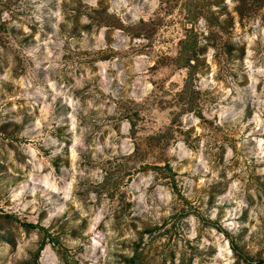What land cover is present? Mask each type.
<instances>
[{"label":"rangeland","instance_id":"1","mask_svg":"<svg viewBox=\"0 0 264 264\" xmlns=\"http://www.w3.org/2000/svg\"><path fill=\"white\" fill-rule=\"evenodd\" d=\"M0 264H264V0H0Z\"/></svg>","mask_w":264,"mask_h":264}]
</instances>
